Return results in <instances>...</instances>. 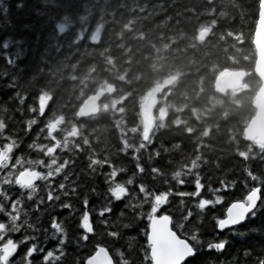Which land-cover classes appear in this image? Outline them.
Wrapping results in <instances>:
<instances>
[{
    "label": "trees",
    "instance_id": "16d2710c",
    "mask_svg": "<svg viewBox=\"0 0 264 264\" xmlns=\"http://www.w3.org/2000/svg\"><path fill=\"white\" fill-rule=\"evenodd\" d=\"M257 11L258 0H0V119L8 125L5 134L11 133L19 145L15 155L42 157L28 145L34 141L48 143L46 131L42 133L45 120L50 128L57 129L59 139L67 136L70 149L80 145L86 151L56 153L60 162L69 160L68 172L76 173L69 188L77 178L80 181L79 199L73 196L61 201L71 208L56 204L51 213L60 217L69 233L66 264H72L77 253L73 213L78 217L83 210L94 209L91 219L95 223L105 201L102 173L110 169L97 167L93 174L87 169V152L110 157L125 169L119 180L133 177L137 184L141 180L153 183L151 167L170 174L168 161L173 168L195 159L207 162L200 175L202 193L208 199L213 198L208 192L209 178L213 188L218 187V176L242 179V155L247 156L254 173H264V145L245 141L242 134L254 113L252 99L260 84L253 72L252 34ZM234 69L246 72L241 85L224 94L216 92L215 77ZM166 79L172 81L155 93L149 113L151 129L144 138L143 103ZM99 88L105 89L99 112L77 118L75 112L82 99ZM37 94L41 109V99L49 98L43 118L27 112ZM20 96H26V101L22 103ZM29 119L37 123L25 131ZM125 148L141 149L139 157L146 176H134L136 161L131 150L122 152ZM156 151L160 155L149 160ZM62 179L54 178L56 183ZM36 184L44 195L45 183ZM172 188L174 193L191 192L194 185L186 178L184 185L173 183ZM240 191L237 187L222 195L230 200ZM85 198L91 203L84 205ZM196 203L194 197L174 194L169 197L167 210H174L178 217L181 210L187 212ZM123 208L120 204L116 213ZM221 211L219 206H207L206 216H196L194 222L203 219L207 227L210 218ZM126 215L122 223L132 220L130 211ZM39 227L40 241L47 243L43 228L50 229V225ZM143 227L145 224L136 226L133 222L124 232V246L132 245L136 264L143 260L140 248L146 240L139 235ZM237 231L244 235L229 237L222 253L210 254L217 264H254L264 256V212L249 218ZM23 234H14V238L21 239ZM25 251L21 245L14 264ZM39 259L34 256L33 264ZM200 259L203 257H197Z\"/></svg>",
    "mask_w": 264,
    "mask_h": 264
},
{
    "label": "snow or ice",
    "instance_id": "6c2138e0",
    "mask_svg": "<svg viewBox=\"0 0 264 264\" xmlns=\"http://www.w3.org/2000/svg\"><path fill=\"white\" fill-rule=\"evenodd\" d=\"M25 102L27 97H18ZM27 112L35 117L37 113L41 118L47 116V105L43 109L39 106V95H35ZM36 119H29L25 125V131H30ZM50 122L44 121L42 133H47V144H39L35 141L28 145L29 149H35L42 154L41 158L25 159L22 155H15L19 149L16 139L12 134H5L8 125L0 119V264H14L15 254L21 245L26 249L24 256L18 264H33V257H39L38 264H66L68 253L65 251L69 240V233L65 229L60 217L51 213L55 205L60 208H71V204L62 203V200L71 199L73 196L79 199V178L73 181V187L69 188V181L76 175L68 172L70 167L67 158L60 162L56 153L58 150L84 153L85 148L76 145L70 149L68 138L63 140L56 135L57 129L49 127ZM41 133V134H42ZM143 146H141L142 149ZM141 149H123L126 153L131 150L133 159L136 161V173L134 176H146V169L140 162L139 152ZM87 169L93 174L96 168L107 167L110 169L104 175V203L100 204L97 222L91 219L93 210L85 209L77 217L73 213L72 220L75 224L76 233L74 244L77 249L72 264H136L132 256V245L126 249L124 246V232L133 226L145 224L140 229L146 243L140 248L143 256L142 264H217L211 253H222L229 245V237L235 239L244 233L237 229L248 221L255 218L258 213L264 212V173L256 174L247 163V156L242 155L245 161L240 167L242 179L229 180L226 176L215 178L218 187L213 188L209 178L208 192L213 198H204L202 177L200 169L207 162L199 159L192 160L182 166L173 168L171 161L170 174L161 168L151 167L152 184L141 180L139 184L133 177L127 180H119V175L125 169L118 167L108 156L101 158L98 154L87 152ZM156 151L151 154L159 156ZM255 158V157H253ZM216 167L220 165L217 163ZM42 169V170H38ZM67 173V174H66ZM63 177L59 183L55 179ZM186 178L191 179L194 190L191 192L174 193L172 184L184 185ZM43 181L46 191L40 195L36 182ZM159 184V186H157ZM131 186V187H130ZM241 188L239 195L230 200L225 199L222 193ZM163 188L164 190H161ZM194 197L198 203L189 207L187 212L181 210L177 215L174 210H167L169 197ZM39 199H36L37 196ZM25 196L27 202L25 203ZM91 203L85 198L84 205ZM124 204L120 213L116 208ZM226 205V206H225ZM207 206H219L222 211L213 215L208 226L204 220L195 223L196 216H206ZM197 209L193 212L192 209ZM212 211V208H208ZM130 211L132 220L122 223L127 219L126 213ZM32 217H35L33 221ZM40 224L50 225L43 228L45 241H40ZM191 225V227H189ZM99 229V231L97 230ZM195 229V230H193ZM51 230V234H50ZM31 231L33 234L28 235ZM23 234L21 239H15L14 234ZM228 235L225 236L224 233ZM53 247L49 248L48 245ZM119 245V247H117ZM47 249V250H46ZM247 256V251L245 252ZM197 257L203 259L197 260ZM254 264H264V256Z\"/></svg>",
    "mask_w": 264,
    "mask_h": 264
},
{
    "label": "water",
    "instance_id": "95a60500",
    "mask_svg": "<svg viewBox=\"0 0 264 264\" xmlns=\"http://www.w3.org/2000/svg\"><path fill=\"white\" fill-rule=\"evenodd\" d=\"M202 33H205L202 30ZM94 34L92 37L95 38ZM252 44L255 50L253 72L259 79V86L252 99L253 115L243 127L242 134L245 141L264 145V0H258L257 18L252 34ZM246 76L242 69L227 70L218 74L213 82L214 90L220 94L233 90L241 85ZM105 94L104 88H99L86 95L78 105L75 116L77 118L96 115L100 110V102ZM49 103V98L43 97L41 105ZM151 129V117L143 121V136L147 138Z\"/></svg>",
    "mask_w": 264,
    "mask_h": 264
},
{
    "label": "rangeland",
    "instance_id": "374dc122",
    "mask_svg": "<svg viewBox=\"0 0 264 264\" xmlns=\"http://www.w3.org/2000/svg\"><path fill=\"white\" fill-rule=\"evenodd\" d=\"M172 81V79H166L164 82L160 83L159 85L155 86L153 88V90H151L148 95L147 98L145 99L144 103H143V108H142V112H143V119L146 120L149 117V113L151 111V106H152V102L154 100V96L155 93L160 90L164 85L170 83Z\"/></svg>",
    "mask_w": 264,
    "mask_h": 264
}]
</instances>
